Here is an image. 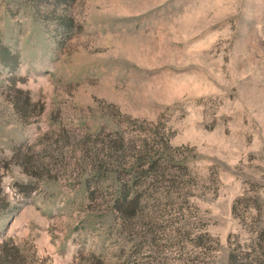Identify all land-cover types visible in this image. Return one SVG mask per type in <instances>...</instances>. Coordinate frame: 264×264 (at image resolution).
I'll list each match as a JSON object with an SVG mask.
<instances>
[{"label":"rangeland","instance_id":"obj_1","mask_svg":"<svg viewBox=\"0 0 264 264\" xmlns=\"http://www.w3.org/2000/svg\"><path fill=\"white\" fill-rule=\"evenodd\" d=\"M0 264H264V0H0Z\"/></svg>","mask_w":264,"mask_h":264},{"label":"trees","instance_id":"obj_2","mask_svg":"<svg viewBox=\"0 0 264 264\" xmlns=\"http://www.w3.org/2000/svg\"><path fill=\"white\" fill-rule=\"evenodd\" d=\"M6 49H5V51H7ZM11 60H12V56L11 57H8V59H4V58L1 59L2 63L4 65H8V66H9ZM127 198H128V195H125L123 197V203H121L118 206V209H119L120 213H122V216L123 217H126V215L134 214V212H135L134 210H135V208L137 207V205L139 203V199H133L132 201H128Z\"/></svg>","mask_w":264,"mask_h":264}]
</instances>
